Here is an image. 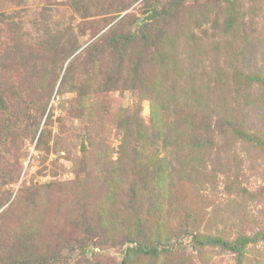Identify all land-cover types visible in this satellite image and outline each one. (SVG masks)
<instances>
[{
  "label": "rangeland",
  "instance_id": "1",
  "mask_svg": "<svg viewBox=\"0 0 264 264\" xmlns=\"http://www.w3.org/2000/svg\"><path fill=\"white\" fill-rule=\"evenodd\" d=\"M0 264H264V0H0Z\"/></svg>",
  "mask_w": 264,
  "mask_h": 264
},
{
  "label": "trees",
  "instance_id": "2",
  "mask_svg": "<svg viewBox=\"0 0 264 264\" xmlns=\"http://www.w3.org/2000/svg\"><path fill=\"white\" fill-rule=\"evenodd\" d=\"M147 251H148V252H152V253H157V252H156L157 250H155V249H151V248H147Z\"/></svg>",
  "mask_w": 264,
  "mask_h": 264
}]
</instances>
